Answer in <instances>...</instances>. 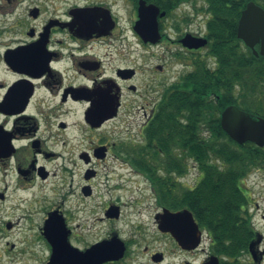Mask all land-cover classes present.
I'll return each mask as SVG.
<instances>
[{
    "label": "flooded vegetation",
    "instance_id": "obj_1",
    "mask_svg": "<svg viewBox=\"0 0 264 264\" xmlns=\"http://www.w3.org/2000/svg\"><path fill=\"white\" fill-rule=\"evenodd\" d=\"M140 1L158 10L156 31L143 36L135 30ZM185 4L167 9L150 0H0V168L43 181L48 161L59 151H74L85 182L104 165L109 180L121 183L113 190L129 192L130 179L153 208L152 224L129 225V239H120L123 258L103 264H123L128 256L129 264H264V223L256 219H264V206L252 192L261 184L257 193H264V166L230 176L225 162L210 160L217 167L205 176L192 146L160 127L167 90L194 70L197 59L209 61V13L201 0ZM186 36L206 44L189 49ZM219 190L226 191L225 202L213 193ZM79 192L90 198L93 187L85 183ZM199 195L210 202L200 203ZM210 206L216 210L204 209ZM78 207L76 216L85 210ZM111 207L117 218L106 215ZM53 212L70 245L71 213L46 210L43 226ZM102 213L111 221L122 216L117 202L105 203ZM167 213L182 214L168 219ZM222 215L228 225L218 222ZM117 235L112 230L99 242ZM99 242L72 247L85 252Z\"/></svg>",
    "mask_w": 264,
    "mask_h": 264
},
{
    "label": "trees",
    "instance_id": "obj_2",
    "mask_svg": "<svg viewBox=\"0 0 264 264\" xmlns=\"http://www.w3.org/2000/svg\"><path fill=\"white\" fill-rule=\"evenodd\" d=\"M167 8L195 0H150ZM209 19L206 24L210 63L197 59L193 71L186 74L178 86L167 90L164 104L166 136H178L181 144L192 146L191 151L204 170L205 176L217 165L209 161H223L230 176L246 175L255 166H264V147L253 143L238 145L220 127V113L228 105L264 118V56L256 57L236 37L237 22L248 2L264 9V0H201ZM257 48V47H256ZM159 118L154 120L158 125ZM177 129H183L177 132ZM245 169L244 173L241 170ZM218 193L223 202L225 190ZM204 198V199H203ZM199 195V202H210ZM202 205V204H200ZM205 207V206H204ZM224 205L218 206L221 210ZM194 211V208L189 207ZM216 210L210 206L209 209ZM196 214L204 225L206 217ZM214 217V215L212 216ZM228 225L227 216L218 221ZM220 233H228L220 229Z\"/></svg>",
    "mask_w": 264,
    "mask_h": 264
},
{
    "label": "rangeland",
    "instance_id": "obj_3",
    "mask_svg": "<svg viewBox=\"0 0 264 264\" xmlns=\"http://www.w3.org/2000/svg\"><path fill=\"white\" fill-rule=\"evenodd\" d=\"M69 135L77 137L75 131H70ZM70 152L59 151L58 157L48 161V177L43 181L36 178L23 180L15 175L12 167L0 168V193H4V200H0V264L47 262L50 249L41 235V228L45 211L52 208L69 210L71 213L70 226L73 230L69 243L78 249H82L86 243L99 242L112 230L118 234V238L127 240L129 225L153 223V208L148 206L145 198H141L142 193L133 188L135 184L132 180L129 179V192L113 190L116 184L121 183L109 180L111 176L106 175L102 164L95 180L87 183L81 178V167ZM65 167L68 169L65 170ZM85 183L93 187V195L84 199L79 189ZM30 185H35V188H26ZM261 187V184L254 185L252 192L258 195L255 199L263 209L264 193H257ZM107 202H117L120 206L122 216L119 220L105 219L102 207ZM77 206L78 210L84 207L85 210L76 216L74 212ZM256 219L264 223L260 215ZM77 223L80 226L77 227ZM123 264H129V256Z\"/></svg>",
    "mask_w": 264,
    "mask_h": 264
},
{
    "label": "water",
    "instance_id": "obj_4",
    "mask_svg": "<svg viewBox=\"0 0 264 264\" xmlns=\"http://www.w3.org/2000/svg\"><path fill=\"white\" fill-rule=\"evenodd\" d=\"M157 12L158 10L153 6H145L143 1H140L139 20L135 24V30L139 35L143 36L146 32L148 33V30L156 31L155 25L152 26V19L156 17ZM147 25L151 27L148 29ZM236 36L256 57L264 56V9L262 7L254 2L246 4L237 23ZM205 44L206 40L203 39L192 41L188 36L184 38V46L189 49H197ZM220 126L228 138L238 145L251 142L258 147L264 146V118L241 110L235 105H229L220 113ZM109 210V214L106 213L108 217H118L117 207H111ZM55 213L49 215L42 228V235L51 247V254L46 264H103L108 261H118L123 257L125 247L117 236L96 243L85 252L73 248L67 242L68 234L62 219ZM183 213L189 215L188 212ZM181 214L167 213L168 219H174ZM172 233L174 234L173 230Z\"/></svg>",
    "mask_w": 264,
    "mask_h": 264
},
{
    "label": "bare ground",
    "instance_id": "obj_5",
    "mask_svg": "<svg viewBox=\"0 0 264 264\" xmlns=\"http://www.w3.org/2000/svg\"><path fill=\"white\" fill-rule=\"evenodd\" d=\"M26 188H28V189H32V188H35V185H30V186H28V187H26Z\"/></svg>",
    "mask_w": 264,
    "mask_h": 264
}]
</instances>
